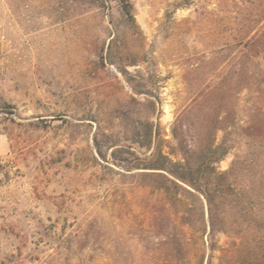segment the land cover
Segmentation results:
<instances>
[{"label": "rangeland", "instance_id": "obj_1", "mask_svg": "<svg viewBox=\"0 0 264 264\" xmlns=\"http://www.w3.org/2000/svg\"><path fill=\"white\" fill-rule=\"evenodd\" d=\"M263 12L264 0H0V264H264V53L234 58ZM222 84L234 98L214 165H235L242 191L221 199L211 247L205 202L202 216L138 174L150 128L182 161V112L202 147L215 112L197 102Z\"/></svg>", "mask_w": 264, "mask_h": 264}, {"label": "trees", "instance_id": "obj_2", "mask_svg": "<svg viewBox=\"0 0 264 264\" xmlns=\"http://www.w3.org/2000/svg\"><path fill=\"white\" fill-rule=\"evenodd\" d=\"M122 9L126 15L131 17L128 5H123ZM261 20H264V12L261 14ZM257 26V23L254 24L251 20L244 23L240 28L238 40L235 42L234 58L236 60L254 62L255 57L264 53V25ZM239 64L240 69H242L241 63ZM256 83L264 84V70H260V76ZM232 97L234 98L232 91L223 84L206 89L200 94L197 103L211 108L210 110L215 112V117L208 122V126L206 125L203 148L201 146L196 147L203 152L198 163L192 164L190 160L193 155L197 154L198 150H195V147L191 148L186 142L185 133L189 132V129L185 120L187 117L185 111L175 118L171 127V134L180 148L182 161H173L167 154L163 153L158 131L150 128L147 142L151 148L153 147L152 152L147 159H144V163L139 165L142 166L139 167L141 169H149L138 174L142 184L150 182L154 188L175 196L177 199L179 198L177 195H185L199 200L202 216H204L203 201L205 202L209 226L207 235L211 247L214 246L215 233L224 232V227L217 225L224 221V214L219 209L221 199L224 200L231 194L236 196V192L241 194L242 191H236L230 182V175L233 173L235 165H232L228 171H218L214 165L222 156V153H218L219 146L214 145L215 131L221 125L224 114L229 111ZM209 101H211L210 105H208ZM148 179L149 181H145ZM192 211L190 205H187L185 213L182 215L185 222H191Z\"/></svg>", "mask_w": 264, "mask_h": 264}]
</instances>
